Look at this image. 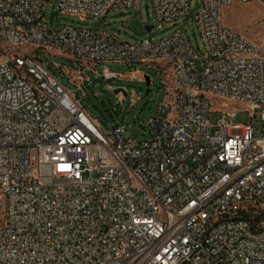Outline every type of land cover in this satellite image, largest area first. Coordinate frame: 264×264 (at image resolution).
I'll return each mask as SVG.
<instances>
[{"label": "built area", "instance_id": "obj_1", "mask_svg": "<svg viewBox=\"0 0 264 264\" xmlns=\"http://www.w3.org/2000/svg\"><path fill=\"white\" fill-rule=\"evenodd\" d=\"M234 1L201 0L200 57L182 27L133 43L52 25L51 0H0V264H264V44L224 24ZM191 2L151 0L153 27ZM140 5L57 0L60 14L82 18ZM40 48L94 64L166 62L174 100L147 139L126 138L127 126L108 129L59 82ZM212 96L223 109L242 104L248 122L229 109L214 126Z\"/></svg>", "mask_w": 264, "mask_h": 264}, {"label": "rangeland", "instance_id": "obj_2", "mask_svg": "<svg viewBox=\"0 0 264 264\" xmlns=\"http://www.w3.org/2000/svg\"><path fill=\"white\" fill-rule=\"evenodd\" d=\"M201 0H192L191 10L179 17L168 27L149 30L153 41L170 36L182 27L197 54L202 57L204 50L196 25L195 14ZM46 16L52 25H72L77 27H101L107 29L120 40L138 43L145 35L146 25H154L151 0H141L137 9L115 8L102 17L64 15L58 12L57 0H51ZM223 22L231 29L245 34L254 42L264 44V3L260 0L249 2L234 1L223 10ZM35 55L51 70L59 82L108 129L118 124L126 127V138L144 140L149 137L147 123L155 115L158 107L166 100H174L175 81L172 65L166 62H84L80 59L53 49L35 50ZM200 67V61L197 62ZM86 77L81 81L78 70ZM115 71L120 78L105 80L102 72ZM146 75L150 84L145 81ZM87 78V79H86ZM89 79V80H88ZM80 85V87H79ZM123 91L116 92V89ZM211 122L214 126L225 115L226 110L237 111L235 123H246L250 112L240 103L231 102L226 109L221 108L222 98L212 96ZM213 133L217 128L212 129Z\"/></svg>", "mask_w": 264, "mask_h": 264}, {"label": "water", "instance_id": "obj_3", "mask_svg": "<svg viewBox=\"0 0 264 264\" xmlns=\"http://www.w3.org/2000/svg\"><path fill=\"white\" fill-rule=\"evenodd\" d=\"M153 26L154 25H146L145 28H146L147 31H149ZM145 81H146L147 85L150 84V78H149L148 75H146ZM120 91H123V88L116 89V92H120Z\"/></svg>", "mask_w": 264, "mask_h": 264}, {"label": "trees", "instance_id": "obj_4", "mask_svg": "<svg viewBox=\"0 0 264 264\" xmlns=\"http://www.w3.org/2000/svg\"><path fill=\"white\" fill-rule=\"evenodd\" d=\"M83 105V104H82ZM85 107V106H84ZM86 108V107H85ZM87 109V108H86ZM88 111V110H87ZM89 112V111H88ZM90 113V112H89ZM91 114V113H90ZM94 118H96L93 114H91ZM97 119V118H96Z\"/></svg>", "mask_w": 264, "mask_h": 264}, {"label": "bare ground", "instance_id": "obj_5", "mask_svg": "<svg viewBox=\"0 0 264 264\" xmlns=\"http://www.w3.org/2000/svg\"><path fill=\"white\" fill-rule=\"evenodd\" d=\"M121 77V76H120Z\"/></svg>", "mask_w": 264, "mask_h": 264}]
</instances>
